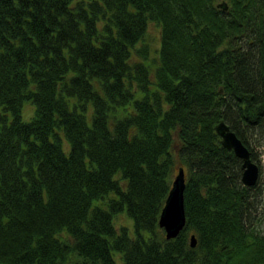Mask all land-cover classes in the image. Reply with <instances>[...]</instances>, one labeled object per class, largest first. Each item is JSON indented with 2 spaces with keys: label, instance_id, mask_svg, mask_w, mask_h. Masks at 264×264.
Returning <instances> with one entry per match:
<instances>
[{
  "label": "trees",
  "instance_id": "1",
  "mask_svg": "<svg viewBox=\"0 0 264 264\" xmlns=\"http://www.w3.org/2000/svg\"><path fill=\"white\" fill-rule=\"evenodd\" d=\"M221 120L255 160L264 0H0V264H264L260 177L242 183Z\"/></svg>",
  "mask_w": 264,
  "mask_h": 264
},
{
  "label": "water",
  "instance_id": "2",
  "mask_svg": "<svg viewBox=\"0 0 264 264\" xmlns=\"http://www.w3.org/2000/svg\"><path fill=\"white\" fill-rule=\"evenodd\" d=\"M218 7L227 10L229 6L226 1H222L218 4ZM215 129L222 138L223 146L232 150L242 160V183L250 187L256 185L260 177V167L252 159L248 147L224 120H221ZM185 189L186 173L184 167L181 166L172 181L159 217V226L163 228L167 239L176 238L186 225ZM190 240L191 246H196L197 239L194 234Z\"/></svg>",
  "mask_w": 264,
  "mask_h": 264
},
{
  "label": "rangeland",
  "instance_id": "3",
  "mask_svg": "<svg viewBox=\"0 0 264 264\" xmlns=\"http://www.w3.org/2000/svg\"><path fill=\"white\" fill-rule=\"evenodd\" d=\"M160 27L157 26V23L151 22L148 27V31L146 33L145 42L150 44V49L152 52V55L157 54L159 47H160ZM33 111V107L30 105L26 106L24 110V117L28 119ZM246 136L249 140V145L251 149L254 151V154L256 156V159L254 160L260 167L261 175H260V182L262 192H263V203H264V134L256 133V132H250L247 133ZM182 164L178 163V166L175 168V174L172 178H175V175L178 173L179 167H181ZM117 225H125L131 230H133V220L127 216L126 213H122L117 217Z\"/></svg>",
  "mask_w": 264,
  "mask_h": 264
}]
</instances>
